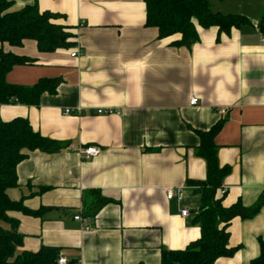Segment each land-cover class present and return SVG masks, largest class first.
Instances as JSON below:
<instances>
[{"label": "crops", "instance_id": "0c3cea01", "mask_svg": "<svg viewBox=\"0 0 264 264\" xmlns=\"http://www.w3.org/2000/svg\"><path fill=\"white\" fill-rule=\"evenodd\" d=\"M10 1L11 11L34 3ZM35 1L41 12L64 16L57 23L70 28L71 46L41 53L28 40L9 49L33 63L13 67L8 84H59L37 106L0 105V120L26 119L66 148L28 152L16 167L9 199L40 211L7 213L18 222L19 251L57 248L78 264H160L162 250L185 249L200 238V197L187 184L206 178L197 133L220 125L213 142L218 166L229 173L216 198L225 189L223 207L239 201L259 209L230 222L234 253L213 264L256 259L264 241V0H208L213 12L243 16L248 24L225 34L194 22L198 40L189 48L146 27L143 0ZM87 147L99 155L82 159L77 151ZM169 189H180L181 198L168 200ZM97 195L108 202L94 213ZM75 215L87 219L88 230Z\"/></svg>", "mask_w": 264, "mask_h": 264}, {"label": "trees", "instance_id": "16d2710c", "mask_svg": "<svg viewBox=\"0 0 264 264\" xmlns=\"http://www.w3.org/2000/svg\"><path fill=\"white\" fill-rule=\"evenodd\" d=\"M238 1V0H218ZM146 10V27L155 28L160 39L178 37L172 45L189 48L198 40L194 22L203 29L216 27L221 33H229L232 28L248 24L240 15H222L213 12L208 0H143ZM12 1L0 0V105L17 103L37 106L43 93L54 94L58 80H40L32 87L10 85L6 76L15 66L31 65L33 61L11 52L25 41H33L41 53H50L71 46L72 34L69 27L60 25L64 16L57 13L41 12L37 2L18 11H11ZM220 125L207 132H198L200 145L197 156L205 162L206 178L203 182L187 181L188 186L197 188L201 206L196 215L200 228V238L178 251H161L160 264H213L222 257H230L234 250L228 248L230 222L253 217L259 206L245 208L241 202L225 208L222 198L216 193L222 187L229 168H220L216 158L214 137ZM66 146L35 132L28 121L15 118L8 122L0 120V222L9 229L0 227V264H58L61 250L42 247L35 253L19 251L22 237L17 233L18 222L7 216L17 211L31 217L40 216V211H30L22 201L9 199L7 191L17 186L16 167L27 157L28 152L40 151L46 154L61 152ZM93 212L108 201L95 198ZM65 264H78L68 260ZM249 264H264V241L259 240V256Z\"/></svg>", "mask_w": 264, "mask_h": 264}, {"label": "built area", "instance_id": "2783aa9c", "mask_svg": "<svg viewBox=\"0 0 264 264\" xmlns=\"http://www.w3.org/2000/svg\"><path fill=\"white\" fill-rule=\"evenodd\" d=\"M260 43L264 45V35L260 36ZM71 56L75 57L76 53H72ZM12 101L16 102L14 99ZM189 104H190V106H196L197 105V99L191 98ZM70 113L71 112L69 110L65 111V114H70ZM78 113H79V110H78ZM96 113L97 114H110L111 111L98 110ZM77 153L80 155V157L82 159L89 160L91 158H94V157L98 156L99 153H100V150L98 148H95V147H87V148L78 150ZM262 190L264 191V187L262 188ZM225 193H226L225 189H221L220 190V195L221 196H224ZM174 197H177L178 199L181 198L180 189H169V190L166 191V198L168 200H170V199H172ZM181 216L183 218L188 217L189 216V211L185 210V209L181 210ZM73 220L76 221V222L82 223L84 225V229L85 230L89 229V227L87 226V219L82 218L80 215H75L73 217ZM66 261L67 260L65 258L60 256V258L58 260V264H65Z\"/></svg>", "mask_w": 264, "mask_h": 264}, {"label": "rangeland", "instance_id": "374dc122", "mask_svg": "<svg viewBox=\"0 0 264 264\" xmlns=\"http://www.w3.org/2000/svg\"><path fill=\"white\" fill-rule=\"evenodd\" d=\"M0 227H4V224L2 222H0Z\"/></svg>", "mask_w": 264, "mask_h": 264}]
</instances>
